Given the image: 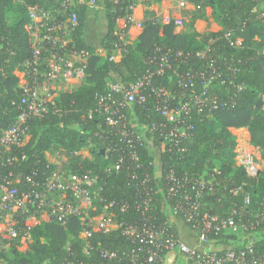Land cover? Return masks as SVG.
<instances>
[{
	"label": "trees",
	"instance_id": "obj_1",
	"mask_svg": "<svg viewBox=\"0 0 264 264\" xmlns=\"http://www.w3.org/2000/svg\"><path fill=\"white\" fill-rule=\"evenodd\" d=\"M59 1L0 0V130L11 125L21 110L20 88L13 71L31 56L26 29L29 23L28 8H49ZM98 1L104 6L107 27L101 46L103 52L87 45L82 37V26L88 7L78 4L76 9L79 23L72 33L71 45L90 53L83 78L77 87L59 91L49 106L50 111L26 120L28 139L21 147L9 150L0 148L1 173L14 180L19 191L35 190L33 183L48 175L53 167L46 153H64L68 157V169L78 173L89 171L98 177L95 186L98 195L94 200L96 208L91 211L93 215L101 212L102 204L98 200L101 198L126 199L132 203L135 191L126 175L106 170L109 160L104 159V144L95 136L101 130L96 95L105 90L109 81H133L147 68L146 59L155 55L156 48H162L173 53L181 51L178 58L180 71L196 70L215 59V67L225 71L232 81L216 84L210 89L209 95H218L220 101L227 95H233L235 104L231 108H217L210 114L202 112L197 116L193 122V134L184 142L187 152L180 154L182 159L179 156L173 159V156L162 151L160 138L148 134V139L160 151V168L172 166L178 173H202L217 168L220 173L216 177L213 191L202 199V210H209L221 217L229 215L233 208H241L245 214L260 210V203L264 199V20L258 17L259 10L255 8L261 0H188L195 6L189 23L191 26L195 19L204 16L206 8H210L211 17L220 26L218 31L205 34L194 30L177 31L172 19L165 24L154 22V13L145 10L140 34L135 40L126 43L117 61L108 59L117 43V37L113 34L116 18L124 15L132 0ZM200 51L204 52V58L196 55ZM230 61L240 62L238 71L231 73L228 69ZM166 76L158 80L173 88V79ZM237 85L240 87L237 88ZM90 112L91 118L88 117ZM134 113L137 122L142 125L162 119L155 112L146 113L140 106L134 107ZM241 127L247 129L249 143L261 155V169L257 177H249L234 162L237 140L230 128ZM84 148L88 150L89 156L74 154V151ZM137 153L142 163L148 165L152 157L146 147L137 145ZM111 156L113 155L110 154ZM236 188L240 189L233 193L232 190ZM245 195L250 198V203L246 206L243 200ZM164 205L165 201L161 196L152 199V208L147 215L154 225L166 221L168 223ZM129 213L130 215L116 211L119 219L138 217L131 208ZM187 226L197 234L196 227L193 228L191 224ZM171 229L177 235L172 227ZM79 230L76 218L66 227L39 221L29 229L25 250L18 249L20 237L1 239L0 243L8 245V255H1L5 264H63L66 259H84L81 251L82 240L78 237ZM228 231L223 230L213 235L212 243L236 241V233ZM249 236L256 250H264V223L251 231ZM92 242L98 249L116 250L132 246L118 230L96 232ZM233 247L236 246L231 244L230 248ZM223 250L225 249H217L219 252ZM89 258L105 264H117L115 259L101 258L98 251L92 252Z\"/></svg>",
	"mask_w": 264,
	"mask_h": 264
},
{
	"label": "built area",
	"instance_id": "obj_2",
	"mask_svg": "<svg viewBox=\"0 0 264 264\" xmlns=\"http://www.w3.org/2000/svg\"><path fill=\"white\" fill-rule=\"evenodd\" d=\"M98 2L60 0L49 8H28L26 29L31 56L13 71L20 88L21 110L11 125L0 130V148L21 147L28 139L26 120L50 111L49 106L58 93L56 89L82 80L90 53L71 45L72 33L79 23L76 8L78 4L96 7ZM134 6L135 0H132L124 15L116 18L113 34L117 43L108 58L110 61L120 58L129 42L127 34L136 21ZM258 17L264 20V9L259 10ZM152 20L159 22L157 17ZM173 20L176 26L183 25L182 19ZM181 54V51L173 53L169 49L156 48L155 55L146 59L144 73L127 83L109 82L105 90L96 95L101 130L95 136L104 144V159L109 160L106 170L126 175L135 191L132 203L126 199L101 198L98 199L102 204L101 212L93 215L98 177L89 171L78 173L68 169V157L64 153H46L53 167L48 175L33 183L35 190L19 191L14 180L0 171V240L16 237L29 240V229L39 221L66 227L76 218L84 259H66L63 264H105L89 258L94 251H98L103 259H115L117 264H159L165 253L173 250L184 255L190 264H264V250H256L251 241L220 252L191 247L175 235L169 222L154 225L147 215L152 208V199L161 196L167 217H177L196 227V236L204 244L212 243V236L223 230L247 235L264 223V199L260 203L261 209L254 213L245 214L241 208H233L229 215L221 217L202 210V199L213 191L220 173L217 168L202 173H178L172 166H164L157 176L153 158L145 166L137 153V145L145 146L147 138L130 122V113L135 106L142 107L146 113L155 112L161 116L160 121L151 122L146 116L149 122L143 125L144 131L160 138L162 151L173 159L178 156L182 159L180 154L187 152L184 142L192 136L197 116L202 112L210 114L217 108H231L235 104L233 95H227L221 101L218 95H209L216 84L232 81L225 71L215 67V59L196 70L180 71L178 58ZM196 55L205 57L202 51ZM239 63H228L231 73L238 71ZM165 76L173 79V88L158 80ZM91 116L90 112L88 117ZM234 152L235 164L249 177H257L261 166L251 150L236 145ZM74 154L80 153L74 151ZM243 200L244 206L250 203L248 195ZM130 208L137 213V218H118L116 211L130 215ZM114 230L125 236L132 246L116 250L96 248L92 242L94 233Z\"/></svg>",
	"mask_w": 264,
	"mask_h": 264
},
{
	"label": "crops",
	"instance_id": "obj_3",
	"mask_svg": "<svg viewBox=\"0 0 264 264\" xmlns=\"http://www.w3.org/2000/svg\"><path fill=\"white\" fill-rule=\"evenodd\" d=\"M42 1L50 2L54 0H42ZM87 7L88 10L86 15V20L82 26V37L84 38L87 45L95 48L98 52H103L101 46L107 31L106 19L104 16L105 13L104 6L102 2L99 1L96 7H90V6ZM263 9H264V0H261V2H259V4L256 6L255 10H263ZM145 10L152 11L161 24H165L169 22L171 19L173 20L174 18L182 19L183 25L180 27L176 26V30L180 32L194 30L199 34H205L208 32H215L220 29V26L211 17L210 8H206L204 16L202 18L195 19L192 22V26H191L189 23L194 13L195 6L194 4L190 3L188 0L182 2H180L179 0H135L133 15L136 21L129 28L127 34V38L129 41L135 40L140 34L142 30L141 21L143 20V13ZM95 20L99 21L100 24L98 23L96 24ZM118 24H120V22H118ZM238 43L239 40L237 41V44ZM80 82L81 80L70 84L67 90L77 87L80 84ZM130 121L132 126L137 130V132L144 134V136L147 138L145 141V147L148 153L153 158L154 172L157 176H159L160 151L157 147L153 145L152 141L148 139V135L144 131V126L137 122L134 109L133 112L130 113ZM230 131L237 137V139L239 138V134H240L241 135L240 139L242 140L243 144L247 143L249 147V148L246 147L245 148L247 150H251V152L258 159V161H260L261 155L259 150L257 148L252 147V145L249 143V133L247 129L242 127L230 128ZM87 154L89 155V153H86V155ZM168 222L169 225L175 230L177 236L183 242H185L187 245L191 247L220 250V249L230 248L231 244L233 246H238V245H243L244 243L250 241L249 234L246 235L241 232H235L237 236L236 241L227 240V242H225L224 244H213V243L204 244L198 240L196 234L186 225V223L182 219L170 216L168 218ZM161 264H190V262L186 259L184 255H182L176 250H173L165 253L163 262Z\"/></svg>",
	"mask_w": 264,
	"mask_h": 264
},
{
	"label": "rangeland",
	"instance_id": "obj_4",
	"mask_svg": "<svg viewBox=\"0 0 264 264\" xmlns=\"http://www.w3.org/2000/svg\"><path fill=\"white\" fill-rule=\"evenodd\" d=\"M95 22H96V24L98 23V24H100V22L99 21H96L95 20ZM103 50V49H102ZM117 61V60H116ZM15 72V71H14ZM109 82H113V81H109ZM69 86V85H68ZM68 86L67 85H65V86H61V87H59L58 89H56V92H59V91H63V90H67L68 89ZM241 138V135L239 134V138L237 139V137H236V140H237V144L236 145H239V146H241V148H249L248 147V145H247V143H245V144H243V142H242V140L240 139ZM246 145V146H245ZM81 155H83V156H87L86 155V153H88V150L86 149V148H84V149H82V150H80V151H78ZM89 156V155H88ZM2 228V225H0V229ZM228 232H231V230H229ZM23 239H20V246L18 247V249H20V250H25L26 249V247H27V242H28V240L27 239H24L23 241H22ZM22 241V242H21ZM4 247V248H0V264H5V261H4V257H2L3 255H1V254H6V256L8 255V245L5 243V244H0V247ZM1 249L3 250V251H1Z\"/></svg>",
	"mask_w": 264,
	"mask_h": 264
}]
</instances>
